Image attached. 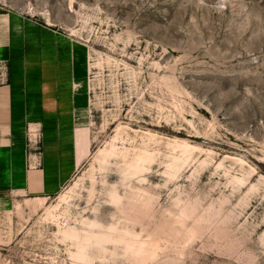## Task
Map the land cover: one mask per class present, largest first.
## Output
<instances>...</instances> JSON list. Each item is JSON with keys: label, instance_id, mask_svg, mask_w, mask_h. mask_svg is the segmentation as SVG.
Listing matches in <instances>:
<instances>
[{"label": "rangeland", "instance_id": "374dc122", "mask_svg": "<svg viewBox=\"0 0 264 264\" xmlns=\"http://www.w3.org/2000/svg\"><path fill=\"white\" fill-rule=\"evenodd\" d=\"M1 38L19 68L66 82L62 123L77 150L43 205L0 199V264H264V0H0ZM29 128L41 164L43 127ZM148 133L149 171L127 178L122 158L96 159L117 134L119 148L139 150ZM174 139L196 149L169 178ZM85 221L115 225L122 241L77 257L64 230L95 241ZM133 239L142 253L127 251Z\"/></svg>", "mask_w": 264, "mask_h": 264}, {"label": "crops", "instance_id": "0c3cea01", "mask_svg": "<svg viewBox=\"0 0 264 264\" xmlns=\"http://www.w3.org/2000/svg\"><path fill=\"white\" fill-rule=\"evenodd\" d=\"M3 61L9 68L7 81L0 82V199L10 192L46 198L60 190L75 163L76 136L62 123L72 116L71 91L66 82L55 86L51 78L19 68L8 40L1 38ZM31 125L43 127V160L36 165L38 153L29 151L36 147L28 140Z\"/></svg>", "mask_w": 264, "mask_h": 264}, {"label": "bare ground", "instance_id": "6f19581e", "mask_svg": "<svg viewBox=\"0 0 264 264\" xmlns=\"http://www.w3.org/2000/svg\"><path fill=\"white\" fill-rule=\"evenodd\" d=\"M117 135L114 136L111 141L106 143L103 148L99 149L96 159L99 161L100 165L106 166L109 163L110 158L120 157L125 161L124 162L125 168L124 170L122 169L121 170L125 172L124 175L127 178L138 176L144 172L149 171L152 167L153 162L156 160V155H157L156 149L151 147V143L157 142L156 134L154 135L152 133H148V138H147L148 141L144 142L143 144L144 146L140 147L139 150H136V148L131 149L126 146L119 148L115 143V139L117 138ZM167 145L169 147L172 146L171 149L175 151L176 153L173 155H170L169 163L167 164L166 169H165V174L169 178H174L178 176V173L181 167L192 157L193 151L196 149V147L192 146L188 141L181 140V139H174L173 141L168 140ZM206 163L207 161L204 159L201 161L200 165L203 167ZM220 165L221 163H219L218 166ZM143 179L144 178H142V180ZM234 180H236V182L237 181L240 182L241 178L240 177L235 178ZM77 185H78V182H75L74 185H71L68 192L60 196L61 200L62 201L67 200V197H70L69 193L74 192ZM111 198L113 202L115 203L117 202V204H119L118 202L121 200L122 197L116 191V192L111 193ZM26 200L28 201L29 198ZM44 202H45L44 197L37 198V201H36L37 204L43 205ZM57 206L58 204L52 205L51 207H49L47 209V213L50 214L52 210L57 208ZM84 223L88 226L97 227L99 229V232L96 233V235H94L96 236L95 241H92L88 235L82 236L75 229L67 228L64 230V233L67 237L74 238L77 240V248H78L77 257L81 259L86 258L87 255H89L87 251L88 247L94 242L101 244V247L105 249L104 243L122 241V238L113 234L116 231L119 233H122L121 231H119L118 228L114 227L115 225L109 227V231L107 232L104 230V228H106V226L104 225H100L96 222H89V221H85ZM125 233L131 234L130 231H126ZM137 242L138 241H135L134 239L126 241L127 251H130L132 253H140L143 250V245L137 246L136 245Z\"/></svg>", "mask_w": 264, "mask_h": 264}]
</instances>
